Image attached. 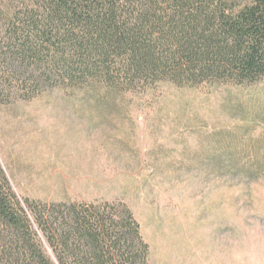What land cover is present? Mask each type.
Instances as JSON below:
<instances>
[{"label":"rangeland","instance_id":"374dc122","mask_svg":"<svg viewBox=\"0 0 264 264\" xmlns=\"http://www.w3.org/2000/svg\"><path fill=\"white\" fill-rule=\"evenodd\" d=\"M264 82L47 89L0 103V164L33 202L126 204L150 264H264Z\"/></svg>","mask_w":264,"mask_h":264},{"label":"trees","instance_id":"16d2710c","mask_svg":"<svg viewBox=\"0 0 264 264\" xmlns=\"http://www.w3.org/2000/svg\"><path fill=\"white\" fill-rule=\"evenodd\" d=\"M264 82V0H0V103L47 89ZM253 181L263 161L226 166ZM0 264H150L131 209L33 202L0 164Z\"/></svg>","mask_w":264,"mask_h":264}]
</instances>
